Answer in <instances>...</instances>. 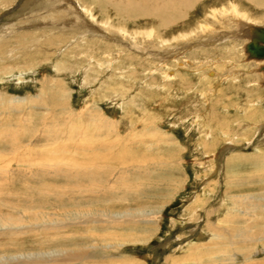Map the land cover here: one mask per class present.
I'll return each mask as SVG.
<instances>
[{
    "label": "rangeland",
    "instance_id": "obj_1",
    "mask_svg": "<svg viewBox=\"0 0 264 264\" xmlns=\"http://www.w3.org/2000/svg\"><path fill=\"white\" fill-rule=\"evenodd\" d=\"M45 1L0 0V203L47 206L41 209L45 215H38L37 208L13 212L0 208L4 220L12 224L8 230L6 222H0V256L57 247L80 255L64 257L57 264H264V137L258 136V130L245 134L238 125L252 111L241 107L249 98L260 105L253 109L258 115L247 117L252 122L264 119V90L257 88L259 75L249 71L264 62H246L243 39L231 42L225 37L210 44L204 37L217 30L230 31L225 22L230 15L231 19L238 16L233 13L238 5L245 19L264 25V0L199 1L188 17L173 10L175 20L162 28L151 17L124 20L110 11L111 20L129 30L117 31L112 40L84 28V33L77 29L69 34L50 32L42 26L45 20L60 22L63 16L55 12L57 3ZM98 12V19H105L107 15ZM151 27L150 37L144 30ZM184 29H189L187 34ZM133 40L145 44L147 50L134 49ZM191 42L195 44L190 48ZM168 47L185 51L178 58L171 54L176 58L170 56L164 62L156 51L165 53ZM213 82L219 83L217 90L212 89ZM209 90L214 93L208 95ZM12 97L21 101H10ZM214 108L223 118L232 116L231 121L226 125L213 121L208 116ZM94 164L100 168H93ZM81 166L87 171L76 174ZM51 190L55 195L44 196ZM242 194H252L258 206L253 212L254 225L245 219L250 218L245 213L250 205L233 204ZM82 213L93 220L83 221ZM111 217L124 219L111 223ZM209 229L216 234L230 232L224 241L235 243V248L226 247L228 253H236L233 263L228 262V253H219L210 245ZM248 235H254V241L244 243ZM21 262L0 263L26 264Z\"/></svg>",
    "mask_w": 264,
    "mask_h": 264
},
{
    "label": "bare ground",
    "instance_id": "obj_2",
    "mask_svg": "<svg viewBox=\"0 0 264 264\" xmlns=\"http://www.w3.org/2000/svg\"><path fill=\"white\" fill-rule=\"evenodd\" d=\"M46 1H48V4H52V3H57V8L58 9H56V11L55 12H57L58 14H60L61 13V17L63 16V18H62V20L60 21V22H56V21H52V19H51V17H50V19H51V21H46L45 20V22L47 23V24H42V26L43 25H45V27H46V29L48 30L49 29V31L51 32V31H56V32H58L59 34H61L62 32H63V34H64V32L65 31H67V33L69 34V33H73L74 32V30H76L77 29V31L76 32H80V33H84V31L86 30V32H88L87 30H90L91 32H92V34L93 33H96V34H98L99 36L98 37H103V38H105V39H113V35L115 34H117V31H119L118 33L120 34L121 32L122 33H127L128 31L126 30V28L123 26V25H121L120 23H119V21H113V20H111V18H110V16H109V12L110 11H113L114 13H116V15H117V17L118 16H120V17H123V19L125 20V19H130V18H133V17H137V16H145V17H151L152 18V20H156V21H158V24H160V27L162 28V26H164L165 24H170V22H172L173 20H175V19H173V16L171 15L174 11L173 10H176V12L177 11H179L178 13L180 14H177V15H179V16H181V17H188L189 16V10L194 6V4L195 3H197V2H205L206 0H179V1H177V0H90V2H89V5L87 4V2H85L84 4H82L81 3V1L80 0H46ZM46 1H45V3H46ZM231 1V0H230ZM237 1V0H236ZM262 1V0H261ZM232 3V2H231ZM54 4V5H55ZM234 5L235 4H237V3H233ZM178 6V9H177V6ZM233 5V6H234ZM238 5V4H237ZM50 6V5H49ZM56 6V5H55ZM239 6V5H238ZM237 6V7H238ZM51 7H52V5H51ZM182 7H185V10H186V8H187V10L188 11H181L180 9L182 8ZM237 7L235 6L234 7V10H233V13H234V11L236 12V14H238V16L237 15H234V16H232V19H231V15H230V17L228 18V16H227V20H226V22H225V20H224V22H225V24L226 25H229L230 27H229V29H230V31H228L226 34H225V32L224 31H221L220 32V30H217V31H213V32H211V33H209L208 35H206V36H204V37H207L206 39H207V41H206V43H215L214 41H219V40H222V39H224L225 37V39H228V40H231V42H233V41H238V40H240V39H243V40H245L246 41V43H244V52H245V58H246V62H248V61H250V62H248V63H251V61H256V62H264V60H261V59H251V58H249L248 57V53L246 52V44H247V42L250 40V29H251V26H253V25H260V24H257V23H255V21H253L251 18L249 19H245V17L243 16L244 14H242L241 13V10L239 9H237ZM247 7V6H246ZM194 8V7H193ZM184 9V8H183ZM247 9V8H246ZM246 9H244V10H246ZM83 10H84V12L86 11L89 15H84V12H83ZM96 11H99L100 13H101V15H103V16H105V15H107L106 17H105V19H98V15L96 14ZM232 11V10H231ZM240 11V12H239ZM98 12V13H99ZM176 12H175V14H173L174 16L176 15ZM189 12V13H188ZM226 12V11H225ZM247 12V11H246ZM86 13V14H87ZM211 13V12H210ZM232 13V14H233ZM49 14V13H48ZM181 14H183V15H181ZM206 14V13H205ZM226 14V13H225ZM239 14H242V15H239ZM50 15V14H49ZM87 16H90L89 18L87 17ZM178 16V17H179ZM46 17V16H45ZM48 17V18H49ZM125 17H127V18H125ZM40 18V17H39ZM47 18V17H46ZM45 18V19H46ZM78 18H81L82 19V21L85 23V24H83L80 20H77ZM86 18H87V20H86ZM56 19V18H55ZM61 19V18H60ZM122 19V20H123ZM136 19V18H135ZM176 19H177V17H176ZM71 20H74V22L73 21H71ZM72 22V23H70V22ZM40 22V21H39ZM42 22V21H41ZM40 22V23H41ZM193 22V21H192ZM191 22V23H192ZM34 23V22H33ZM40 23H37V24H40ZM186 24V23H185ZM34 25V24H33ZM101 25V26H100ZM143 25H141V27H142ZM182 26V25H181ZM39 27H41V26H39ZM44 27V28H45ZM81 28H84V31L81 29ZM160 28V29H161ZM184 28V27H183ZM226 28V27H225ZM42 29H43V27H42ZM148 29V28H147ZM147 29H145L144 31H145V33H147V35L148 36H152V31H153V27H151V28H149V30H147ZM168 29V27L167 28H164V30H167ZM182 29V28H181ZM215 29V28H214ZM79 30V31H78ZM92 30H95V31H92ZM185 30V29H184ZM184 30H182V33H183V31ZM189 30V29H188ZM188 30H185L184 31V33L183 34H187L188 33ZM48 31V32H49ZM75 32V33H76ZM136 32L138 33H141V31H138V30H136ZM192 32V31H191ZM190 31H189V34L191 33ZM180 33V32H179ZM48 34H50V33H48ZM75 35V34H74ZM101 35V36H100ZM44 36V35H43ZM64 36V35H63ZM181 36V35H180ZM185 36V35H184ZM188 36V35H187ZM190 36V35H189ZM73 37V36H72ZM160 37H162V36H160ZM175 37H177V36H175ZM74 38V37H73ZM83 38H85V37H83ZM79 39V38H78ZM71 40H72V38H71ZM100 40V39H99ZM98 40V41H99ZM103 40V39H102ZM163 40V42H168L169 41V39H165V38H163L162 39ZM83 41V40H82ZM134 41V44H135V48L134 49H140V51L142 52V51H144V49H145V47H146V45L145 44H143L142 43V45H141V43H138V41H136V40H133ZM195 41V40H194ZM69 42V41H68ZM67 42V43H68ZM71 42V41H70ZM88 42V41H87ZM123 42V41H122ZM121 42V43H122ZM185 42V41H184ZM79 42L77 41V44H78ZM185 43H188V42H185ZM197 43V42H196ZM205 43V42H204ZM139 44V45H138ZM195 44V43H194ZM194 44L191 42L190 44H186L187 46H189L190 48L193 46L194 47ZM185 45V44H184ZM183 45V46H184ZM79 46H82V45H79ZM218 46V45H217ZM87 47V46H86ZM89 47V46H88ZM87 47V48H88ZM89 48H91V47H89ZM169 48V47H168ZM177 48V47H176ZM178 48H181V46L180 47H178ZM237 48V47H236ZM187 49H189V48H187ZM10 50V49H9ZM145 50H147V49H145ZM183 50L185 51V49L183 48L182 50H172L171 48H169V49H166V51H165V53L163 52V53H161L160 54V52L159 51H156V50H154V51H156V52H158V54L161 56V58H162V60L165 62V61H167L168 62V59L170 58V56H171V54H173V55H177L176 57L178 58L179 56L178 55H180V53H183ZM75 51V50H74ZM169 53V55L167 54V53ZM73 54V53H72ZM145 54V53H144ZM189 54H190V52H189ZM92 55V54H91ZM140 55V54H139ZM144 56V55H143ZM158 56V55H157ZM92 57V56H91ZM94 57V56H93ZM153 57V56H152ZM172 57V56H171ZM176 57H172V58H176ZM96 58V57H95ZM89 59V58H88ZM92 59V58H91ZM113 59V58H112ZM161 60V61H162ZM211 60V59H210ZM93 61H95L94 60V58H93ZM191 61V60H190ZM218 61V60H217ZM180 62V61H179ZM183 62V61H182ZM192 62V61H191ZM86 64V63H85ZM158 64V63H157ZM212 64H214V62L212 63ZM252 64V63H251ZM90 65V64H89ZM93 65V64H92ZM160 65V64H159ZM158 65V66H159ZM163 65V64H162ZM264 64H262V65H260V67H254V68H252V69H250L249 68V71L250 72H253V73H257L258 75H259V80H257L256 82H257V84L260 86H258L257 88L258 89H263L264 90V80L263 81H261L260 79L262 78V76H264V70H262L261 69V67L263 66ZM165 66H166V64H165ZM171 67L173 66V65H170ZM216 66H218V65H216ZM221 66H223V65H221ZM177 68H178V66H177ZM181 68H185V67H181ZM165 69V68H164ZM168 69V68H167ZM218 69V68H217ZM86 70V69H85ZM88 70V69H87ZM169 70V69H168ZM219 71V70H218ZM105 72V71H104ZM174 72H175V70H174ZM177 72V71H176ZM213 72V71H212ZM178 73V72H177ZM176 74V73H175ZM166 76H167V74H165ZM169 75V77L170 76H172V74L170 73V74H168ZM187 75V74H186ZM165 76V77H166ZM176 76V75H175ZM222 76V75H221ZM223 76H226V74L225 75H223ZM182 77V76H181ZM186 77V76H185ZM205 77V76H204ZM217 77V76H216ZM237 77V76H236ZM235 77V78H236ZM209 78V77H208ZM219 78V77H218ZM226 77H224V78H222V77H220V79H225ZM184 79V78H183ZM230 79V78H229ZM182 80V79H181ZM226 80V79H225ZM225 80H224V82H225ZM237 80V79H236ZM255 81V80H254ZM231 82V81H230ZM242 82V81H241ZM214 83V87H212V89L214 90V89H216L217 87H219V83H216V82H213ZM228 83V82H227ZM233 83V82H232ZM245 83V82H244ZM247 83V82H246ZM248 83H249V85L251 86L252 85V83H251V81L249 82L248 81ZM204 84V83H203ZM220 84H221V82H220ZM222 84H224V83H222ZM257 84H256V86H257ZM213 85V84H212ZM228 85H230V84H228ZM243 85V84H242ZM246 86L248 85V84H245ZM232 86H234V85H232ZM237 87V86H236ZM246 88V87H245ZM229 89H231L230 87H229ZM213 90H209L210 92H208V95H211V93L213 92L214 93V91ZM217 90V89H216ZM245 90V89H244ZM247 90V89H246ZM257 90V89H256ZM224 92V91H223ZM252 93V92H251ZM203 94V93H202ZM207 95V96H208ZM225 95H226V93H225ZM228 95V94H227ZM4 96V95H3ZM7 96V95H6ZM188 96V95H187ZM218 96V95H217ZM222 96V95H221ZM233 96V95H232ZM46 97V96H45ZM63 97V96H62ZM206 97V96H205ZM209 97H211V96H208V98ZM218 97H220V96H218ZM223 97V96H222ZM227 97V96H226ZM247 97V96H246ZM255 97H257V96H255ZM65 98V97H64ZM228 98V97H227ZM234 98V97H233ZM248 98V97H247ZM260 98H262V97H260ZM10 101H14V102H19V101H21L19 98H8ZM58 99H59V97H58ZM63 99V98H62ZM62 99L60 100L61 102H62ZM246 99V98H245ZM258 99V98H257ZM16 100V101H15ZM52 100H53V97H52ZM64 100V99H63ZM66 100V99H65ZM207 100H209V99H207ZM217 100H218V98H217ZM220 100V99H219ZM233 100V99H232ZM259 100V99H258ZM5 101V100H4ZM211 101V100H210ZM224 101H226V100H224ZM234 101V100H233ZM241 101V100H240ZM261 101H263V100H261ZM34 102V101H33ZM56 102V101H55ZM216 102V100L214 101V103ZM218 102V101H217ZM236 103H235V105L237 104H239L238 103V101H235ZM63 103V102H62ZM209 103H211V102H209ZM224 103V102H223ZM223 103H222V105H223ZM225 103H228V102H225ZM244 106H241L244 110H246V112L248 111L247 109H252V111H250L248 114H247V116L248 115H258V113H255L254 111H253V109H254V105L255 106H258V105H260V104H258V105H256V104H254V99L252 98H249V99H247L246 101H244ZM264 103V102H263ZM11 104V103H10ZM60 104V103H59ZM207 104V103H206ZM218 104V103H217ZM216 104V105H217ZM248 104H251V105H248ZM236 105V106H237ZM12 106V105H11ZM206 106V105H205ZM211 106V105H210ZM233 106V105H232ZM231 106V107H232ZM212 107V106H211ZM216 107V106H215ZM221 107V106H220ZM220 107H219V109H220ZM226 108H229L227 105L225 106ZM225 107H223V108H225ZM262 107H264V106H262ZM213 108V107H212ZM209 109V108H208ZM242 109V110H243ZM260 109V108H259ZM259 109H258V111H259ZM207 110V109H206ZM222 110V109H221ZM243 110V111H244ZM261 110V109H260ZM237 111V110H236ZM257 111V112H258ZM227 112V111H226ZM238 112V111H237ZM241 112V111H240ZM246 112L244 113V114H246ZM263 112V111H262ZM93 113V112H92ZM95 113V112H94ZM98 113V112H97ZM97 113H95V114H97ZM98 114H100V113H98ZM204 114V113H203ZM202 114V115H203ZM210 113L208 112V115H209ZM223 114H225V113H223ZM228 114V113H227ZM232 114V113H231ZM262 114V113H261ZM226 115V114H225ZM238 115V114H237ZM260 115V114H259ZM96 116H98V115H96ZM201 116V115H200ZM229 116V115H228ZM239 116H241V114L239 115ZM239 116H237V117H239ZM243 116H245V115H243ZM247 116H245L244 117V121H242L241 123H239L240 121H238V125H239V128H240V126L242 127L241 129H243V130H245V134L246 133H251V132H253V131H256V130H258V136H262V137H264V119L263 120H261V121H258V120H255V121H253L252 122V120L250 119V118H248ZM261 116V115H260ZM94 117V116H93ZM101 117H103V116H101ZM208 117H211V119H213V121H217V122H219V123H221L222 122V125H226V124H228L230 121H229V118L230 117H232V116H229L228 118H227V115H226V117L225 118H223L222 116H221V113L218 111V110H216V108H214L213 110H211V114H210V116H208ZM96 118V117H95ZM98 118H100V117H98ZM199 118V117H198ZM236 117H234V119H235ZM101 119V118H100ZM104 119V118H103ZM210 119V120H211ZM214 119H217V120H214ZM241 119V118H240ZM196 120V119H195ZM199 120V119H198ZM197 120V121H198ZM205 120V119H204ZM233 120V119H232ZM236 120V119H235ZM238 120V119H237ZM99 120H97V122H98ZM200 121V120H199ZM198 121V122H199ZM234 121V120H233ZM102 122V121H101ZM198 122H197V124H198ZM212 122V121H211ZM203 123V122H202ZM209 124V123H208ZM207 124L205 123V125L203 124V126H206ZM218 125V124H217ZM221 125V126H222ZM97 126V125H96ZM207 126H210V124L209 125H207ZM216 126V125H215ZM220 126V128H222ZM229 126H230V124H229ZM235 127V126H234ZM211 128V127H210ZM214 128V127H213ZM218 128V127H217ZM225 128H227V129H229L228 127H226L225 126ZM199 129V128H198ZM201 129H202V127H201ZM206 129V128H205ZM223 129V128H222ZM231 129V128H230ZM237 129V128H236ZM217 130V129H216ZM216 130H215V132H216ZM220 130V129H219ZM238 130L239 129H237L236 131L238 132ZM202 131V130H201ZM205 131V130H204ZM208 131V130H207ZM222 132V131H221ZM226 132V131H225ZM228 132H230V130L228 131ZM232 132V131H231ZM205 133V132H204ZM208 133V136H213V135H211L212 134V132L211 131H208L207 132ZM213 133H214V131H213ZM219 134V133H218ZM226 134V133H225ZM239 134V133H238ZM253 134H254V132H253ZM99 135V134H98ZM220 135V134H219ZM222 135H224V134H222ZM101 136H103V135H101ZM206 136H207V134H206ZM206 136H204V137H206ZM215 136V135H214ZM83 137H85V136H83ZM203 137V139H206V138H204ZM217 137H219V136H217ZM224 137V136H223ZM96 138V137H95ZM104 138V137H103ZM210 138V137H209ZM86 139V138H85ZM84 139V140H85ZM208 139V138H207ZM211 139V138H210ZM214 138H212V140H213ZM216 139V138H215ZM227 139H229V138H227ZM83 140V141H84ZM218 140V139H217ZM219 140H221V139H219ZM218 140V141H219ZM224 140H225V137H224ZM236 140V139H235ZM239 140V139H238ZM255 140V139H254ZM264 140V139H263ZM96 141V140H95ZM106 141V140H105ZM114 141H115V139H114ZM113 141V142H114ZM253 141V140H252ZM88 142V141H87ZM100 142V141H99ZM212 141H210V143H211ZM213 143V142H212ZM228 143V142H227ZM238 143V142H237ZM263 143V142H262ZM88 144V143H87ZM92 144V143H91ZM101 144V143H100ZM104 144V143H103ZM208 144V143H207ZM215 144V143H214ZM248 144V143H247ZM252 144V143H251ZM93 145V144H92ZM199 145V144H198ZM210 145V144H209ZM263 145V144H262ZM210 146H212V147H214L215 148V146H213V144L212 145H210ZM241 146V145H240ZM89 147V146H88ZM100 147V146H99ZM108 147V146H107ZM208 147V146H207ZM229 147V146H228ZM232 147V146H231ZM82 148H84V147H82ZM94 148H97V146L95 147L94 146ZM77 149V148H76ZM91 150V149H90ZM95 150V149H94ZM93 150V151H94ZM97 150V149H96ZM101 150H103V149H101ZM213 150V149H212ZM70 151V150H69ZM103 151H106L105 150V148H104V150ZM67 152V151H66ZM80 152H82L81 150H80ZM84 152V151H83ZM101 152V151H100ZM72 153V152H71ZM73 153H74V151H73ZM98 153H99V151H98ZM94 154V153H93ZM93 154H91V155H93ZM96 154V153H95ZM101 155L103 154V153H100ZM75 155V154H74ZM78 155V153L75 155V156H77ZM85 155H87V154H85ZM97 155V154H96ZM95 155V156H96ZM100 155V156H101ZM106 155V154H105ZM110 155V154H109ZM60 156V155H59ZM63 156V155H62ZM70 155H68V158L71 160V156L69 157ZM73 156V155H72ZM74 156V157H75ZM94 155H93V158L95 157ZM100 156L98 157V158H100ZM236 156H238V155H236ZM65 157H67V156H65ZM78 157V156H77ZM80 155H79V159H80ZM89 157V156H88ZM88 157H86V161L88 160L87 158ZM105 157V156H104ZM107 157V156H106ZM105 157V158H106ZM211 157V156H210ZM244 157V156H243ZM253 157V156H252ZM60 158V157H59ZM76 158V157H75ZM84 158V157H83ZM91 158V157H90ZM89 158V159H90ZM93 158H92V160H93ZM97 158V159H98ZM6 159H8V158H6ZM69 159H67V158H65V160L66 161H68ZM78 159V160H79ZM82 159V158H81ZM85 159V158H84ZM83 159V160H84ZM215 159V158H214ZM224 159V158H223ZM238 159V158H237ZM9 160V159H8ZM56 160V159H55ZM103 160V159H102ZM11 161V160H10ZM48 162H50L49 160H47ZM53 161V160H52ZM63 161V160H62ZM62 161H60V163L62 162ZM75 161V160H74ZM82 161V160H81ZM89 161V160H88ZM97 161V160H96ZM100 161H101V159H100ZM64 162V161H63ZM78 162H80V161H78ZM98 162V161H97ZM105 162V161H104ZM208 162V161H207ZM1 163H3L2 162V160H1ZM0 163V165H3V164H1ZM47 163V162H46ZM51 164V163H50ZM77 163H75V165H76ZM83 164H85L86 165V163L84 162ZM87 164H88V162H87ZM92 164V163H91ZM90 164V165H91ZM97 164V163H96ZM96 164H94V166H93V168L95 167V169H98V168H100V167H98V168H96L97 167V165ZM47 164H45V166H46ZM57 165V164H56ZM56 165L54 164L53 166H55L56 167ZM61 165L63 166V164L61 163ZM60 165V166H61ZM65 165V164H64ZM70 165V164H69ZM75 165H73L74 167H75ZM79 165H81V164H79ZM78 165V166H79ZM99 165V164H98ZM103 165V164H102ZM253 165H254V159H253ZM5 167L7 166V165H4ZM43 166H44V164H43ZM48 166V165H47ZM47 166H46V168H47ZM52 166V167H53ZM65 166H68V165H65ZM72 166V167H73ZM87 166V165H86ZM92 166V165H91ZM104 166V165H103ZM259 166V165H258ZM55 167H53V168H55ZM57 167H58V165H57ZM70 167H71V165H70ZM0 168H1V170H3L2 169V167L0 166ZM8 168V167H7ZM46 168H44V169H46ZM103 168V167H102ZM104 168H105V166H104ZM43 169V168H42ZM51 169V168H50ZM67 169V168H66ZM70 169V168H69ZM84 169V168H83ZM82 169V166L78 169V171L76 170L75 171V173L76 174H78V173H80V174H82L83 172L82 171H87V168H85L84 170ZM107 169V168H106ZM226 169V168H225ZM253 169H254V166H253ZM1 170H0V172H1ZM65 170V169H64ZM100 170H102V169H99V171ZM19 171V170H18ZM44 171V170H43ZM59 171V170H58ZM61 171V170H60ZM65 171H67V173H68V171H70V170H65ZM107 171V170H106ZM254 171V170H253ZM48 172V171H47ZM46 172V173H47ZM71 172H72V170H71ZM206 172V171H205ZM225 172V171H224ZM3 173V172H2ZM49 173V172H48ZM72 173H74V171L72 172ZM95 173V172H94ZM93 173V174H94ZM43 174H44V172H43ZM42 174V175H43ZM55 174V173H54ZM58 174V173H57ZM71 174V173H70ZM69 174V175H70ZM84 174V173H83ZM93 174H92V177H93ZM104 173L102 172V175H103ZM73 175V174H72ZM212 175V174H211ZM252 175H254V174H252ZM44 176V175H43ZM74 176H76L75 174H74ZM100 176V175H99ZM98 175H97V177H99ZM106 176V175H105ZM224 176V175H223ZM85 177V176H84ZM225 177V176H224ZM253 177V176H252ZM252 177H250V178H252ZM100 179H101V177H99ZM102 178H103V176H102ZM246 178V177H245ZM77 179V178H76ZM96 180V179H95ZM251 180V179H250ZM101 181V180H100ZM75 182V181H74ZM217 182V181H216ZM250 182V181H249ZM252 182V181H251ZM75 185V184H74ZM225 185V184H224ZM227 185V184H226ZM77 186H79V184H77ZM254 186V185H253ZM108 187V186H107ZM110 187V186H109ZM74 188V187H73ZM75 188H76V186H75ZM253 188V187H252ZM251 188V189H252ZM108 189V188H107ZM242 189H244V188H242ZM249 189V188H248ZM77 190H80V189H77ZM82 190H83V187H82ZM82 190H81V193L83 194V192H82ZM110 190V189H109ZM241 190V189H240ZM101 191V190H100ZM103 191V190H102ZM107 191V190H106ZM204 191V190H203ZM6 192H7V190H6ZM108 192H110V191H108ZM9 193V192H8ZM80 193V194H81ZM99 193V192H98ZM101 193V192H100ZM104 193V192H103ZM252 193V192H251ZM17 194V192L15 193L14 192V194H10V196H13V195H16ZM79 194V195H80ZM230 194V193H229ZM4 195V194H3ZM49 195H55V193H54V191H48V192H46L45 193V195L44 196H49ZM58 195V194H57ZM46 198V197H45ZM231 198V197H230ZM256 198V197H255ZM1 199V198H0ZM4 200V199H3ZM102 201H104L103 199H101ZM196 200V199H195ZM198 200V199H197ZM234 203L233 204H235V207H237V206H239L240 207V205H242V204H244V205H246V204H249L250 206H249V208H251V210H247V211H245V213H248V214H250V218H245L247 221H249V225L250 224H252V225H254V211L257 209V205L256 206H254V203L256 202V201H254V196L252 195V194H242V195H240V197L238 196V197H235L234 199ZM11 201V200H10ZM77 201V200H76ZM101 201V202H102ZM109 201V200H108ZM106 202H107V199H106ZM16 203H18V202H16ZM83 203V202H82ZM81 203V204H82ZM108 203V202H107ZM204 203V202H203ZM1 204V207L0 208H4V206L5 207H7L8 209H10V211L11 212H13V211H16V210H25L26 209V211H32L33 209H36V211H37V214L38 215H40V214H43V215H45V213L44 212H42V210L41 209H43V208H46L47 209V206H42L41 205V207H39V206H33L32 208L31 207H24V206H14V204H13V202L12 203H10V202H7V203H0ZM78 204V203H77ZM230 204V203H229ZM75 205H76V203H75ZM94 206V205H93ZM55 207V206H54ZM53 207V208H54ZM79 207V206H78ZM57 208V207H56ZM77 208V207H76ZM81 208V207H80ZM79 208V209H80ZM231 208V207H230ZM229 208V209H230ZM234 208V207H233ZM262 209V208H261ZM260 209V210H261ZM234 210V209H233ZM242 210V209H241ZM240 210V211H241ZM62 211H64V210H62ZM243 211V210H242ZM250 211H252V213H250ZM263 211V210H262ZM22 212V211H21ZM85 212V211H84ZM226 212V211H225ZM78 214V213H77ZM85 214V213H84ZM89 214V213H88ZM33 215V214H32ZM31 215V216H32ZM70 215V214H69ZM116 215V214H115ZM138 215H140V214H138ZM35 216V215H34ZM71 216V215H70ZM75 216H76V214H75ZM81 216V215H80ZM82 216H83V213H82ZM100 216V215H99ZM7 217V216H6ZM41 217V216H40ZM65 217V216H64ZM120 217H121V215H120ZM0 222H6V223H4V227H5V229L7 228V227H9V226H11L12 224H9V221H7L6 219V221L4 220V215H2V214H0ZM35 218H36V216H35ZM38 218V217H37ZM70 218V217H69ZM75 218V217H74ZM83 218H84V216H83ZM113 218V219H112ZM221 218V217H220ZM42 219V218H41ZM47 219V218H46ZM71 219H73V218H71ZM106 219V218H105ZM111 219H112V221L113 222H111V223H114V222H121V221H123V219L124 218H118V219H115L114 217H111ZM222 219V218H221ZM40 220V219H39ZM69 220V219H68ZM90 220H93V218H91V217H85L84 218V220L83 221H90ZM99 220V219H98ZM44 221H45V219H44ZM54 221H55V219H54ZM63 221V220H62ZM66 221V220H65ZM109 221V220H108ZM245 221V220H244ZM8 222V223H7ZM23 222V221H22ZM36 222V221H35ZM40 222H42V221H40ZM53 222V221H52ZM61 222V221H60ZM68 222V221H67ZM70 222V221H69ZM16 223V224H15ZM15 223H13V225H17V222H15ZM20 223V222H19ZM33 223V222H32ZM73 223H75V222H73ZM79 223H84V222H79ZM95 223V222H94ZM98 223H100V222H98ZM217 223V222H216ZM246 223V222H245ZM27 224V223H26ZM30 224V223H29ZM212 224V223H211ZM210 224V226H214V225H211ZM222 224V223H221ZM25 225V224H24ZM34 225H36V224H33V226ZM42 225V224H41ZM46 225V224H45ZM64 225V224H63ZM249 225L248 226H246V227H249ZM18 226V225H17ZM30 226V225H29ZM37 226V225H36ZM40 226V225H39ZM39 226H38V228H39ZM44 226V225H43ZM53 226V225H52ZM56 226V225H55ZM15 227V226H14ZM20 227V226H19ZM22 228L24 227L23 226V224H22V226H21ZM41 227V226H40ZM64 227V226H63ZM79 227V226H78ZM216 227V226H215ZM251 227V226H250ZM113 228V227H112ZM203 228V227H202ZM225 228V227H224ZM4 229V230H5ZM8 230H10L9 228H7ZM12 230H14L15 228H11ZM18 229V228H17ZM21 229V228H20ZM217 229H218V227H217ZM236 229V228H235ZM16 230V229H15ZM26 230V229H25ZM227 230V229H226ZM249 230V229H248ZM59 231V230H58ZM208 231H210L209 233L211 234V237H210V241H209V243H210V245H219L218 247H215L214 246V248L216 249V250H219V253H220V251H222L223 252V254L224 253H228V251H227V249H226V247H234V245H235V243H234V241H233V239H228V240H225L224 241V239H226V237L228 236V235H230V232H228V231H222V232H220V233H218V234H216V230H208ZM220 231V230H219ZM236 231H238V230H236ZM244 231V230H243ZM251 231H253V230H251ZM17 232H20V231H17ZM16 232V233H17ZM23 232H24V230H23ZM218 232V231H217ZM248 232V231H247ZM250 232V231H249ZM248 232V233H249ZM11 233V232H10ZM14 233V232H13ZM15 233V234H16ZM20 233H22V232H20ZM59 233H60V231H59ZM205 233H208V232H205ZM241 233V232H240ZM254 233V232H253ZM258 234H259V232H257ZM56 234V233H55ZM54 234V235H55ZM58 234V233H57ZM62 234V233H61ZM234 234V233H233ZM246 234V233H245ZM63 235H64V233H63ZM62 235V236H63ZM209 235V234H208ZM61 236V235H60ZM66 236V235H65ZM247 236V235H246ZM253 236V237H252ZM252 236H249L248 235V237H245L244 239H243V241H244V243L245 242H247V243H251V241H254V235H252ZM258 236V235H257ZM256 236V237H257ZM260 236V235H259ZM48 237H49V235H48ZM47 237V238H48ZM53 237V236H52ZM110 237H113V236H110ZM229 238V237H228ZM231 238V237H230ZM239 238V237H238ZM243 238V237H242ZM59 239V238H58ZM61 239V238H60ZM68 239V238H67ZM96 239V238H95ZM54 240V239H53ZM63 240V239H62ZM61 241V240H60ZM236 243H239V242H236ZM203 244V243H202ZM205 244H207V243H205ZM228 245V246H227ZM203 246V245H202ZM207 246V245H206ZM204 247V246H203ZM213 247V246H212ZM210 248V247H209ZM235 248V247H234ZM201 249H203V248H201ZM225 250V251H224ZM208 252L210 251V249H208L207 250ZM76 252V250H73V249H61V248H57V247H55V248H52V249H49V250H40V251H38V252H33V253H20V254H16V255H11V256H0V262H6V261H22V262H24V263H26V264H43V263H48V262H52V261H54V264H57L58 263V261L59 260H61L62 258L64 259V257H68L69 259L72 257H74L73 259H75V256L76 257H78V256H80V255H77V254H72V253H75ZM262 252V251H261ZM210 253V252H209ZM212 253V252H211ZM229 255H226V258H227V260H229L228 262H230V263H233V261H235V257H236V253H234L233 251H230L229 250V253H228ZM220 255V254H219ZM237 255H238V253H237ZM211 256H213V255H211ZM233 257V258H232ZM238 257V256H237ZM213 258V257H212ZM214 258H216V257H214ZM221 258V257H220ZM63 259H62V261H63ZM76 259H78V258H76ZM122 259H123V257H122ZM237 259V258H236ZM65 260V259H64ZM68 260V259H67ZM221 260H223L222 258H221ZM220 260V261H221ZM226 261V260H225ZM21 262V263H22ZM208 262V261H207ZM53 263V262H52ZM1 264V263H0ZM10 264V263H9ZM196 264V263H195ZM220 264V263H219ZM222 264H223V262H222ZM253 264V263H252Z\"/></svg>",
    "mask_w": 264,
    "mask_h": 264
},
{
    "label": "water",
    "instance_id": "obj_3",
    "mask_svg": "<svg viewBox=\"0 0 264 264\" xmlns=\"http://www.w3.org/2000/svg\"><path fill=\"white\" fill-rule=\"evenodd\" d=\"M246 52L251 59L264 60V25H253L250 29V40ZM264 70V65L261 67Z\"/></svg>",
    "mask_w": 264,
    "mask_h": 264
}]
</instances>
